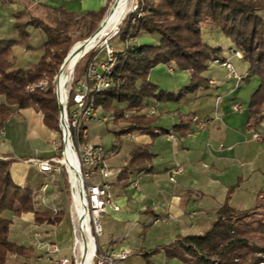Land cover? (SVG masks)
<instances>
[{
  "label": "crops",
  "instance_id": "obj_1",
  "mask_svg": "<svg viewBox=\"0 0 264 264\" xmlns=\"http://www.w3.org/2000/svg\"><path fill=\"white\" fill-rule=\"evenodd\" d=\"M107 5L109 7L108 0H0V38H17L13 23L15 14L20 11L37 17L34 10L53 12L63 8L80 18ZM6 13L11 15L8 24L3 22ZM29 29V38L13 46L12 53L14 55L15 48L20 46L25 48L26 55L35 50L40 52L31 61L20 65L17 62L22 68L32 67L43 53L44 35L40 30ZM32 34H39V46L32 44ZM146 38L144 34L141 42L145 43ZM201 38L205 44L219 50L217 57L229 62L232 72L210 63L202 73L208 82L206 89H199L179 101L164 97L145 99L141 112L156 117L153 133L132 132L133 139L120 136L111 140V143H118V153L108 161L112 172L109 185L113 203L119 210L107 209L105 215L112 229L108 241L101 246L130 252L125 260L113 264H138L141 259L146 263V258L154 264L156 256H163L162 252L152 253L154 249L178 237L207 230L215 212L225 202L237 211H245L255 208L259 200L264 199V119L258 125H253L249 119L248 97L250 99L253 91L249 93V86L244 85L248 64L230 54L234 46L219 30L204 28ZM148 81L157 87V91L174 94L189 83V73L173 64H158L150 70ZM240 96L248 100L247 103L240 101ZM195 117L210 119V123L198 129L192 122ZM252 133H258L260 140L252 139ZM56 137V131L43 124L41 113L34 108L13 109L0 129V158L12 160L9 173L17 186L29 187L35 195L34 185L28 177L30 172L45 179L56 176L41 173L28 162L34 158L52 157ZM12 140L19 146H13ZM123 140L127 141V146H122ZM111 143L103 147L109 149ZM137 146L146 147L151 159L143 167L131 168L127 181L118 173ZM174 166L179 167L180 172L172 183L168 179V170ZM135 181L137 189L132 187ZM37 192H41L40 187ZM44 196L45 191L37 195L40 201L34 203V209L53 211L37 209L40 203L43 205ZM160 216L170 219L152 226L151 221ZM32 225L38 231L50 233L57 241H69L70 232L59 236L53 225ZM137 231H141L139 243L131 238ZM152 231L155 235L145 247V235ZM167 261L166 264H182L176 259Z\"/></svg>",
  "mask_w": 264,
  "mask_h": 264
},
{
  "label": "trees",
  "instance_id": "obj_2",
  "mask_svg": "<svg viewBox=\"0 0 264 264\" xmlns=\"http://www.w3.org/2000/svg\"><path fill=\"white\" fill-rule=\"evenodd\" d=\"M107 9L108 5L77 18L72 12L56 8L54 12L59 19L53 26L30 19L23 11L15 14L13 28L17 38H0V97L3 98L0 129L13 109L32 107L41 113L47 128L58 130V104L53 83L71 44L68 29L73 20L81 19L88 30L81 39L87 38ZM28 27L44 35L43 53L32 67L22 68L17 65L12 47L29 38ZM204 28L219 30L248 64V77L258 79L249 99V119L253 125L264 119V0H138L136 9L121 22L115 40L109 42L114 54L110 74L112 86L100 92L94 104L95 108L110 113L112 123L118 125L115 139L132 132L153 133L156 117L141 112L145 99L164 97L179 101L207 88L208 82L202 73L210 61L219 59V50L202 41ZM144 34L156 38L155 42L139 43ZM116 44L120 49L114 50ZM96 52L90 49L79 59L73 70L72 84L82 77ZM87 55L86 64L78 67ZM168 63L189 73V83L174 94L157 91L148 81L152 68ZM41 81L47 83L45 90L37 87ZM71 101L70 94L68 106ZM116 104L124 107L118 110ZM150 159L146 147H134L118 175L128 181L129 170L145 166ZM11 163V159L0 158V264H5L8 255L28 258L33 253L30 246L8 239L12 217L28 215V221L34 225H57L62 219V210L38 212L34 209L33 190L12 181ZM5 212L11 217H4ZM159 252L166 259H176L182 264H264V199L259 200L255 208L245 211H237L225 202L215 212L206 231L178 237L152 253ZM146 264H152L148 258Z\"/></svg>",
  "mask_w": 264,
  "mask_h": 264
},
{
  "label": "built area",
  "instance_id": "obj_3",
  "mask_svg": "<svg viewBox=\"0 0 264 264\" xmlns=\"http://www.w3.org/2000/svg\"><path fill=\"white\" fill-rule=\"evenodd\" d=\"M116 33L117 30L99 45L98 51H103L106 58L99 63L93 58L82 77L74 84H72L73 79L71 80L64 106L61 107L59 104L57 117L59 140L53 143V151L59 157L28 160L41 173L50 176L64 174L70 191L68 210L72 225L69 245L63 251L54 236L48 232L37 231L35 233L37 239L30 240L29 243L31 248L33 245L36 246V250L32 248L35 264H113L129 256L130 252L127 250L105 249L98 243L102 235L101 218L109 208L114 211L119 210V207L113 203L110 193L109 178L112 172L108 166V161L118 153V143L113 141L111 147L105 149L102 145L88 139L86 127L89 122L101 124L111 120V117L100 116L94 104L96 96L112 86L110 74L114 54L109 40ZM230 53L233 57L242 58L238 51L233 50ZM210 63L224 66L232 72V67L226 60L213 59ZM70 94L72 103L68 106L67 100ZM192 122L196 128L201 129L210 123V119L195 117L192 118ZM122 136L133 139L132 133ZM168 137L172 139V136ZM251 137L254 140H260L258 133H252ZM65 146H70L73 150L77 176L74 186L71 183L73 171L63 162ZM179 172V167H171L168 170L169 181L174 183ZM132 187L138 188L136 181L132 183ZM46 188L47 184H42L40 191L44 192ZM56 211L53 210V212ZM169 219V216H160L153 219L151 225L166 223Z\"/></svg>",
  "mask_w": 264,
  "mask_h": 264
},
{
  "label": "rangeland",
  "instance_id": "obj_4",
  "mask_svg": "<svg viewBox=\"0 0 264 264\" xmlns=\"http://www.w3.org/2000/svg\"><path fill=\"white\" fill-rule=\"evenodd\" d=\"M113 1L114 0H111L109 2V7H108L103 19L108 14ZM131 3L132 4H130V6L128 7V10L126 11V13L124 14L122 20L119 22V24L117 25V27L115 29V30H117V33L119 31L118 28H119L121 22L123 21V19L125 17H127L128 14H130L131 12H133L135 10L134 9V5L135 4H136V7H137L138 0H132ZM33 12H35V14L38 15V16L37 17L36 16H34V17L33 16H29L30 19L41 20V21H43L44 24H47V25L53 26L54 25V21L56 19H59L58 14L55 13L54 11L52 12V11H47V10H44V9H39V10L37 9V10H34ZM9 16L11 17V15L8 14V13L4 14L3 18H6V19H4L5 21H3V22L6 23V21H7V24H8V19H9L8 17ZM72 22L74 24L72 23V25L69 27L68 33H67L68 36L71 39V44H70V47H69L68 51L70 50V48L73 45L77 44L78 42L84 41L86 38L85 39H81V38L84 37L85 34L88 31L87 27L82 24V20L81 19H79L77 21L73 20ZM75 22H77V23L75 24ZM99 24H98V26H99ZM96 28L93 30V32L96 30ZM27 29L30 30L29 27ZM115 30H113L111 33H113ZM111 33H108L107 35H105L104 38H102L100 41H98L91 48L92 51H95V52L97 51L96 54H95V58H94V60L97 63L103 61L106 58L105 53L103 51H98V49H99L100 43L103 42L104 40H106V38H108L109 35H111ZM146 36H147V38L144 41L145 43L153 44L155 42L154 40L156 38H154L153 36H148V35H146ZM10 38L13 39L14 36H9L7 39H10ZM38 38H39V34H36V35L32 34L31 40H32V44L34 46H39V42L37 41ZM113 38H114V36H111L109 42H111V40ZM114 40L115 39H113V41ZM141 41L142 40L139 39V43H142ZM118 49H120V45L116 44V46L114 47V50H118ZM68 51H67V53H68ZM39 52L40 51L35 50L30 55H26L25 48L20 46V47H16L15 48L14 56H16V60L19 63L18 65H20L21 63H26V61H31L32 59L38 57ZM88 56L89 55H87L85 59L83 58V59L80 60V62L78 64V67L82 68L86 64ZM209 64H210V62H209ZM73 70H74V68H73ZM57 73H58V71H57ZM57 73H56V75H57ZM73 76H74V73L72 71V73L70 75H68V78H70V80L65 86L66 92L68 91V88L70 86L71 80L73 79ZM244 80L247 81L246 83H244V85L249 86V89H250L249 93H251V91H254L253 89H255V87H257V85L259 83L258 79L256 77H248V73L244 77ZM53 86H54V91H55V95H56L55 81L53 83ZM32 87H34V86H31V88ZM37 87L40 88L41 90H45L47 88V83L45 81H41V82H39L37 84ZM241 96L239 98L240 101H242L244 103H247V101L249 100V97H248V100H246L245 98H243ZM56 100H57V97H56ZM116 107H117L118 110H121L124 107V105L123 104H116ZM98 110H99V115L100 116H108V117H110V115H111L108 112L101 111L100 108H98ZM86 127H87L88 139L90 141L98 143V144H100L102 146L110 145L111 140L114 138V132L117 131V129H118V125H114L111 120L106 122V123H101V124H98V123H95V122H89L86 125ZM6 130H8V129H6ZM56 134H57L56 139H57V142H58V140H59L58 130H56ZM11 142L13 143V146H15V147L19 146V145L15 144L14 140H12ZM122 144H123L122 146H127V141L123 140ZM17 151H20V150H17ZM121 155H123V152H121ZM52 157H59V156L54 153V155ZM28 177L30 178L31 182L33 183L34 189H35L34 190L35 191V195H33V196H35L34 199H33V204L34 203L36 204V203H38L40 201L38 199V197H37V195L41 193V192L40 193L37 192L39 187H40V185H42L44 183L48 184V188H46V190H45V196H44L43 205L40 203L37 206V209H40V210H51V209H53V210H57L58 212H59V210H62V219H61L60 223L57 224V225H53V226H55V229H54L55 233H57L59 236H62L66 232H70L71 225H72L71 221H70L69 210H68V208L70 206V191H69V185H68L66 176L58 174L54 178L45 179V178L40 177L38 175L32 174L30 172ZM3 216L6 217V218H10L11 217L8 212H5L3 214ZM27 217H28V215H25V217H12V224L9 227L8 239L10 241L16 243V244L29 247L30 246V244H29L30 240H36L37 239V237H35V233L38 231V229L35 226H33L26 219ZM109 222L110 221L108 220V216H106V215L103 216L101 221H100V224H101V227H102V235L98 239V243L100 245H103V244H105L108 241V234L111 232V229H112L109 226ZM41 225H45V224H41ZM204 231H206V230H204ZM39 232L42 233L43 231L39 230ZM154 232L155 231L146 233L145 237H146L147 241H145V245H144L145 247L149 246L148 242H150L151 238L155 235ZM203 232H201V233H203ZM140 233H141V231H137V232H133L132 233L131 238H132V240L135 243L136 242L139 243L141 241V239L139 238ZM58 245L64 251L68 247L69 241H67V239H64L62 241H58ZM150 246L154 247V244H151ZM32 248L34 250H36V246L33 245ZM153 261H154V264H166L168 262L167 259H164V257L162 255L156 256ZM5 264H35V263H34L32 255L30 257H28V258L19 257V256H15V255H8ZM138 264H146V263H145V261L143 262V260L141 259V260H139Z\"/></svg>",
  "mask_w": 264,
  "mask_h": 264
},
{
  "label": "bare ground",
  "instance_id": "obj_5",
  "mask_svg": "<svg viewBox=\"0 0 264 264\" xmlns=\"http://www.w3.org/2000/svg\"><path fill=\"white\" fill-rule=\"evenodd\" d=\"M132 0H114L111 8L106 15V17L101 22L100 27L97 31L86 41L78 42L70 48L69 56L67 57L63 67L61 68L57 76V90L58 98L61 107L64 106L66 99L65 86L69 82L70 75L77 61L81 58L84 52L89 51L98 41L104 38L105 35L111 33L116 29L119 22L122 20L124 14L128 10ZM63 162L69 167L73 173L71 174V183L74 186V181L76 180L75 175V161L73 150L70 146H65V157Z\"/></svg>",
  "mask_w": 264,
  "mask_h": 264
},
{
  "label": "water",
  "instance_id": "obj_6",
  "mask_svg": "<svg viewBox=\"0 0 264 264\" xmlns=\"http://www.w3.org/2000/svg\"><path fill=\"white\" fill-rule=\"evenodd\" d=\"M103 21V20H102ZM101 21V22H102ZM101 22H100V24H99V26L96 28V30L89 36V37H87L84 41H86V40H88L96 31H97V29L100 27V25H101ZM70 51V50H69ZM68 51V53H67V55H66V57L64 58V60H63V62H62V64H61V66H60V68H59V70H58V73H57V75L55 76V85H56V97H57V103H58V108L60 107V103H59V98H58V90H57V76H58V74H59V72H60V70H61V68L63 67V65H64V63H65V61H66V59H67V57L69 56V52ZM87 52V51H86ZM86 52H84L83 53V55L86 53ZM82 55V56H83Z\"/></svg>",
  "mask_w": 264,
  "mask_h": 264
}]
</instances>
